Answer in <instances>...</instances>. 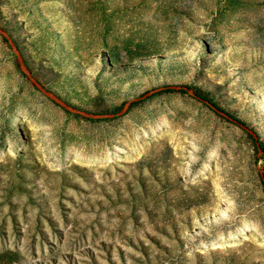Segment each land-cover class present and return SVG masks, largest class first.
<instances>
[{
    "label": "rangeland",
    "instance_id": "rangeland-1",
    "mask_svg": "<svg viewBox=\"0 0 264 264\" xmlns=\"http://www.w3.org/2000/svg\"><path fill=\"white\" fill-rule=\"evenodd\" d=\"M0 28L91 114L189 89L84 117L0 34V264H264V0H0Z\"/></svg>",
    "mask_w": 264,
    "mask_h": 264
},
{
    "label": "water",
    "instance_id": "water-1",
    "mask_svg": "<svg viewBox=\"0 0 264 264\" xmlns=\"http://www.w3.org/2000/svg\"><path fill=\"white\" fill-rule=\"evenodd\" d=\"M0 34H2L6 39H8L10 41V43L12 44V46L14 47L15 49V52L18 56V59H19V63H20V67L22 69V71H24L31 79V81L34 83V85L36 87H38L49 99H51L53 102H55L56 104L60 105L61 107H63L64 109H66L67 111L71 112V113H74V114H78V115H82L84 117H88V118H104V117H114L116 115H124L128 109V107L130 106V103L132 101H140L142 99H145L157 92H160V91H164L166 90L167 88H171V89H185L187 91H189V89L186 87V86H175V85H170V86H161V87H158V88H155V89H152L151 91H149L148 93H146L145 95L139 97V98H136L134 100H131L129 102H127L122 111H120L119 113H113V114H109V115H96V114H91L89 112H86V111H83V110H80V109H77L76 107H74L73 105H71L70 103H68L67 101H65L64 99H62L61 97H58V96H55L53 95L51 92H49L48 90H46L34 77H32V75H30V73L26 70V65H25V62H24V59L23 57L21 56L19 50L17 49V47L14 45V43L12 42V40L10 39V36L8 35V33L0 28ZM197 99H200L201 101H203L204 103H206L207 105H209L212 109H214L216 112H218L219 114H222L223 116H225L226 118H228L230 121L236 123L237 125H239L240 127H242L245 131H247L249 134H251L255 139H258V136L257 134L252 130L250 129L247 125H245L244 123H241L239 122L236 118L228 115L227 113L221 111V110H218L215 106H213L208 100H204V99H201L199 98L198 96L194 95ZM257 144L259 145L260 147V144L259 142H257ZM261 176H262V179L264 181V173L261 172Z\"/></svg>",
    "mask_w": 264,
    "mask_h": 264
},
{
    "label": "trees",
    "instance_id": "trees-1",
    "mask_svg": "<svg viewBox=\"0 0 264 264\" xmlns=\"http://www.w3.org/2000/svg\"><path fill=\"white\" fill-rule=\"evenodd\" d=\"M166 90H172L171 88H167ZM181 91H185V89H181ZM195 95L196 96H198L199 98H201V99H204V100H208L213 106H215L218 110H222L217 104H215L211 99H209V98H207L205 95H203L201 92H199V91H196V93H195ZM138 101H132L131 103H130V106H132V105H134V104H136ZM239 122H241V123H243L242 121H240V120H238ZM260 148L262 149V150H264V147H263V145L261 144L260 145Z\"/></svg>",
    "mask_w": 264,
    "mask_h": 264
},
{
    "label": "bare ground",
    "instance_id": "bare-ground-1",
    "mask_svg": "<svg viewBox=\"0 0 264 264\" xmlns=\"http://www.w3.org/2000/svg\"><path fill=\"white\" fill-rule=\"evenodd\" d=\"M10 106V105H9ZM218 247H223V243L221 242L219 245H218Z\"/></svg>",
    "mask_w": 264,
    "mask_h": 264
}]
</instances>
